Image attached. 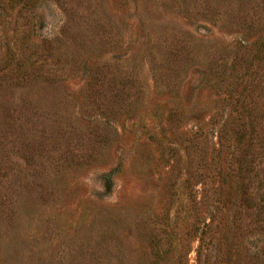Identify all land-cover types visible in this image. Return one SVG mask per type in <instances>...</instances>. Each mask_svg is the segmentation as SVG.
I'll return each instance as SVG.
<instances>
[{
  "label": "rangeland",
  "instance_id": "374dc122",
  "mask_svg": "<svg viewBox=\"0 0 264 264\" xmlns=\"http://www.w3.org/2000/svg\"><path fill=\"white\" fill-rule=\"evenodd\" d=\"M0 264H264V0H0Z\"/></svg>",
  "mask_w": 264,
  "mask_h": 264
},
{
  "label": "trees",
  "instance_id": "16d2710c",
  "mask_svg": "<svg viewBox=\"0 0 264 264\" xmlns=\"http://www.w3.org/2000/svg\"><path fill=\"white\" fill-rule=\"evenodd\" d=\"M209 225H210V224H209ZM209 225H207V227H208Z\"/></svg>",
  "mask_w": 264,
  "mask_h": 264
}]
</instances>
